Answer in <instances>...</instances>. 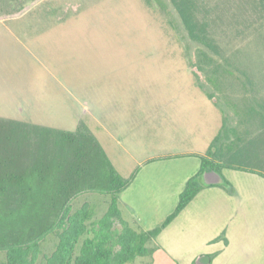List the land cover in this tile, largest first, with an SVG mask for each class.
Wrapping results in <instances>:
<instances>
[{
    "label": "rangeland",
    "instance_id": "374dc122",
    "mask_svg": "<svg viewBox=\"0 0 264 264\" xmlns=\"http://www.w3.org/2000/svg\"><path fill=\"white\" fill-rule=\"evenodd\" d=\"M203 3L215 20L220 55L190 39L171 0H0V19L11 21L7 28L0 24V78L34 92L49 105V114L36 113L34 125L58 126L52 113L55 90L76 88V105L85 115L87 90L101 93L102 85L109 83L103 78L110 80L118 74L125 83L131 75L136 78L132 96L124 97L129 98L124 116L142 123L139 130L132 129L141 144L138 157L144 159L147 153L163 157L151 162L158 165L143 174L137 182L138 192L133 191V196L150 194L144 215L157 216L147 219V226L156 225L152 229L163 224L165 219L159 220L171 206L178 205L176 191L192 167L194 159L167 157L188 146L189 142H183L185 127L196 115L190 111L195 103L206 111V142L217 135L215 121L225 115L227 129L236 131L230 135L234 151L257 155L239 165L264 173V5L259 0ZM203 53L217 64L216 75ZM197 65L205 71L200 72ZM207 94H213L214 100ZM64 95L68 96L65 89ZM126 160L128 164L138 161ZM225 178L232 186H243L245 192L247 180H260L228 170ZM110 203L111 196L94 193L73 200L65 236L76 233V224L70 221L80 210L93 211L75 251L66 259L59 255L61 231L42 243L41 253L30 257L31 264H77L84 241L94 237L92 223L106 217ZM155 205L159 209L154 210ZM207 206L201 199L189 206L149 244L157 248L156 253L132 264H197L201 257L213 259V264H264V219L243 239L230 214ZM108 225L110 231L121 229L115 217ZM115 250L118 256L120 248ZM0 264H8L6 253H0Z\"/></svg>",
    "mask_w": 264,
    "mask_h": 264
},
{
    "label": "trees",
    "instance_id": "16d2710c",
    "mask_svg": "<svg viewBox=\"0 0 264 264\" xmlns=\"http://www.w3.org/2000/svg\"><path fill=\"white\" fill-rule=\"evenodd\" d=\"M259 1L264 5V0ZM171 2L190 39L220 55L222 48L216 38L215 20L203 0ZM202 56L216 75L217 64L206 53ZM197 69L205 71L202 65H197ZM209 80L214 82L213 78ZM207 96L215 98L213 94ZM232 133L236 131L224 125L208 153L197 155L202 161L201 171L188 181L177 207L165 222L153 230L138 232L121 218L118 207V195L130 187L136 173L129 179L122 177L84 121L75 132H68L0 118V253L7 254L8 264H31L30 257L41 253L42 243L62 231L59 255L68 258L86 234V222L92 220L93 211L80 210L70 221L76 224L71 239L65 236L69 232L67 211L77 197L94 193L111 196L112 202L106 217L92 223L94 237L84 241L77 264H132L139 257L154 255L157 248H150L149 244L205 188L202 177L206 170L219 174L224 170L254 172L239 163L257 155L244 153L243 149L234 151L235 143L230 142ZM259 174L264 177V173ZM114 217L120 220L121 229L110 231L108 221Z\"/></svg>",
    "mask_w": 264,
    "mask_h": 264
},
{
    "label": "crops",
    "instance_id": "0c3cea01",
    "mask_svg": "<svg viewBox=\"0 0 264 264\" xmlns=\"http://www.w3.org/2000/svg\"><path fill=\"white\" fill-rule=\"evenodd\" d=\"M8 22L11 21L0 19V24H2V26L6 25L5 28H7ZM112 78L113 79L110 80L107 76L103 78L104 82L108 81L109 83L102 85L101 93L99 91L88 92L87 90L88 101L84 109L85 115L79 112L78 106L76 105V88L73 89L72 85L65 86L64 89L68 96L64 95V89L55 90L54 107L52 106L54 112L52 113L54 114L53 123L56 125L58 124V126L56 128H49L75 132L79 124L84 121L103 146L118 173L126 179L131 178L136 173L130 187L118 195V207L120 216L123 220L129 222L136 231L147 232L150 231L149 229L156 226L154 224L147 226V219L157 218L155 214H151L150 216L144 215V211L147 212L146 208L151 201L150 194H145V197L140 193H136V195L133 196V191L138 192L137 182L143 174L147 173V170L156 167L155 165H158L151 162H155L156 159H163V157L155 158L153 155L149 156L150 153H147V157L144 159L140 155V158L138 157V154H142V150L140 149L141 144L138 142L132 129L134 127L135 130H139L142 123L135 122L131 118H125L124 116V106L129 99H125L124 97L132 96L130 92L134 91L133 82H136V78H134L133 75L129 76L127 79L125 78V80L128 81L126 83L122 82L124 79L118 74ZM130 82L131 85L127 84ZM136 86L140 87V83L136 84ZM33 93L34 92L25 88H15L11 84L9 85L5 78H0V118L34 124L36 113H48L47 107H49V105H46ZM187 107L190 106L187 105ZM181 111H183V109L180 110V112ZM190 111L196 115L190 117L189 119L191 120L188 119V126L185 127L186 135L183 142L185 145L186 141L189 142L188 146L182 151L177 149L174 150L171 155H168L171 158L165 156L167 159H194L192 167L187 172V174H189L185 176L179 185V190L176 191V194L179 196L184 191L188 181L201 171L202 161L197 155H206L208 153L211 144L225 125V115H223L221 119H218L217 122L215 121L218 129L217 135L213 138L210 137L209 142H206V111L204 108L200 110L197 103L191 107ZM132 118L134 119V117ZM129 119H131V121ZM204 150H206V153ZM127 157L132 160L137 159L138 161L134 164H128L126 163ZM147 165L148 168H145ZM121 170H125L126 173ZM225 171L227 170H224L223 173L219 175H215L211 172H208L206 175L204 173L202 184L205 188L189 206L201 199V204H208L207 209L210 207L213 211L230 214V217L236 221V231L238 234L242 235L244 239L245 236L252 235L255 232V228L260 227V220L264 219V177H262L258 171L228 170L235 173L254 175L257 179H260L247 180L245 187L249 189L245 192V189L244 191L242 189L243 186L236 185L235 187L227 181L225 178ZM227 182L230 186L227 185ZM149 192L150 188H148L147 193ZM189 206L186 209H188ZM176 207V204L171 206L159 222H163L164 219L166 220L168 216L174 212ZM157 209H159V206L155 205L154 210ZM238 219L241 221L238 222ZM226 241L229 245V240ZM213 262L214 260L212 259L211 264H213Z\"/></svg>",
    "mask_w": 264,
    "mask_h": 264
},
{
    "label": "water",
    "instance_id": "95a60500",
    "mask_svg": "<svg viewBox=\"0 0 264 264\" xmlns=\"http://www.w3.org/2000/svg\"><path fill=\"white\" fill-rule=\"evenodd\" d=\"M208 172H211L215 175H219V173H217L216 171L212 170V169H208L205 171V175L208 173ZM197 264H211V258L209 257H201L197 260Z\"/></svg>",
    "mask_w": 264,
    "mask_h": 264
}]
</instances>
